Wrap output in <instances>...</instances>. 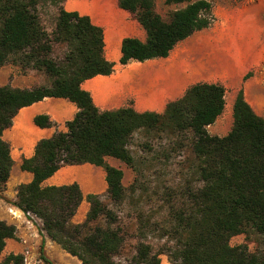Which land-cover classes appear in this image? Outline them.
Masks as SVG:
<instances>
[{
	"label": "trees",
	"instance_id": "1",
	"mask_svg": "<svg viewBox=\"0 0 264 264\" xmlns=\"http://www.w3.org/2000/svg\"><path fill=\"white\" fill-rule=\"evenodd\" d=\"M56 9L54 28L42 20L40 4ZM67 0H0V69L15 57L27 69L43 72L49 85L31 89L0 85V193L6 189L13 167L11 149L3 133L13 125L18 112L48 97L64 98L79 109L67 122V132L42 139L35 155L25 159L22 169L33 180L18 188L15 205L31 212L43 223V230L71 256L83 264H121L126 240L118 216L99 194L84 197L78 183L44 187L43 182L62 167L92 164L107 173L108 196L115 204L127 197L122 170L107 164L118 159L130 167L135 157L131 141L140 130H170L190 139L192 164L185 179L177 184L141 183L129 189L147 200L154 198L163 214L140 215L141 238L154 235L166 244L153 253V246L140 241L128 264H160L167 255L174 264H264V117L247 101L241 88L235 98L233 127L226 136L210 134L208 127L224 113L226 89L217 83L193 85L184 97L170 103L164 114L138 113L133 108L100 111L91 94L81 84L98 75H111L115 64L104 56L103 28L91 18L63 7ZM168 5H184L163 18L155 0H119L147 33V41L125 38L121 64L168 58L173 49L195 33L210 28L215 16L209 0H166ZM57 45H65L62 58L55 57ZM41 128L53 126L46 115L35 117ZM169 152L156 159L168 161ZM90 209L86 220L73 224L81 203ZM105 220V226L91 223ZM16 227L0 221V264H27L24 255L3 257L7 240L16 237ZM256 234L258 249L248 243L232 245L242 234ZM45 263L52 264L43 256Z\"/></svg>",
	"mask_w": 264,
	"mask_h": 264
},
{
	"label": "crops",
	"instance_id": "2",
	"mask_svg": "<svg viewBox=\"0 0 264 264\" xmlns=\"http://www.w3.org/2000/svg\"><path fill=\"white\" fill-rule=\"evenodd\" d=\"M63 7L68 12L89 16L94 25L104 30V56L115 64V70L111 75H98L81 84L82 89L91 94L95 105L102 112L133 108L138 113L164 114L168 105L183 98L193 85L216 83L205 81V30L179 43L168 58H155L145 62L131 61L122 65L120 60L123 40L137 38L146 42L147 33L131 13L119 6V0H67ZM253 23L258 21L253 20ZM256 28V35L245 40L254 45L253 54L251 51L236 55L242 59L237 68L242 82L249 71L257 68L264 58V28ZM32 73L20 76L15 74L10 86L31 89L50 84H32ZM0 85L8 84L4 82ZM235 98L231 101L232 109ZM78 111L77 105L68 99L48 97L22 108L15 116L13 125L4 131L3 139L10 146L13 167L6 189L0 193V221L14 225L17 231L15 238L7 240L3 257L11 253L24 255L25 251L29 250V260L32 264H48L42 258L43 248L44 258L52 264H83L43 230V223L39 218L35 220L28 217L15 205L19 186L33 180V174L22 169L23 161L35 155L36 146L42 139H49L58 132H67V122L73 120ZM39 115L49 116L53 126H37L34 120ZM222 116L223 114L218 120ZM217 121L208 127L209 132L212 127L215 128ZM216 129L215 133L219 128ZM106 176L103 167L88 163L71 165L62 167L45 180L43 186L78 183L84 197L88 194L103 196L108 190ZM89 209L90 204L84 199L72 219L73 224L83 223ZM24 241H27V244ZM160 258V264H174L167 255H161Z\"/></svg>",
	"mask_w": 264,
	"mask_h": 264
},
{
	"label": "rangeland",
	"instance_id": "3",
	"mask_svg": "<svg viewBox=\"0 0 264 264\" xmlns=\"http://www.w3.org/2000/svg\"><path fill=\"white\" fill-rule=\"evenodd\" d=\"M209 1L213 5L215 21L210 28L205 30V74H207L205 81L216 82L226 89V107L223 116L217 121L215 128L210 129V134L226 136L233 127L231 101L241 88L244 89L245 97L253 109L264 117V58L257 68L249 71L242 82L238 76L239 70H237L242 59L236 57L240 52L249 53L252 51L254 45H250L245 40L249 36L256 35L254 32V29L257 30L256 26L264 28V0ZM155 6L156 11L165 19H168L171 12L184 7L182 4L168 5L166 0H155ZM40 12L45 27L51 31L55 24L56 9L42 1ZM253 20L258 23H253ZM65 52V45L55 46V57L62 58ZM31 73L34 76L32 84L51 83V78L45 73L24 68L15 57H11L0 69V84L5 82L11 85L15 74L20 76L31 75ZM216 128H219L217 133H215ZM130 149L135 157L134 167L112 157L106 160L107 164L124 173L123 185L128 192L125 201L122 204H115L108 193L102 196L103 202L118 216V224L126 234L122 254L116 259L121 264L129 263L130 258L136 254V248L140 241L150 243L154 249L153 253H156L160 246L166 244L167 241V239L162 240L154 235H149L146 239L141 238L140 215L143 213L148 216L152 215L154 216L153 221H160L163 214L159 212L160 205L155 198L147 200V197L142 196L140 192L131 194L129 189L141 183L152 186L161 183L177 184L185 179V175L187 177L192 164L189 137L185 138L170 130H140L135 133ZM163 152L171 154L168 161L156 159ZM97 224L105 226V220L102 218L91 223V226ZM257 240L256 234H242L240 237L233 238L231 244L248 243L251 251H255L258 249Z\"/></svg>",
	"mask_w": 264,
	"mask_h": 264
},
{
	"label": "built area",
	"instance_id": "4",
	"mask_svg": "<svg viewBox=\"0 0 264 264\" xmlns=\"http://www.w3.org/2000/svg\"><path fill=\"white\" fill-rule=\"evenodd\" d=\"M25 214L28 217H31L32 219L38 220V218L34 214H32L31 212H26ZM24 243L27 244V241H24ZM30 254H31V252L29 250H26L25 253H24L25 262L27 264L31 263L30 260H29Z\"/></svg>",
	"mask_w": 264,
	"mask_h": 264
},
{
	"label": "bare ground",
	"instance_id": "5",
	"mask_svg": "<svg viewBox=\"0 0 264 264\" xmlns=\"http://www.w3.org/2000/svg\"><path fill=\"white\" fill-rule=\"evenodd\" d=\"M231 111V110H230Z\"/></svg>",
	"mask_w": 264,
	"mask_h": 264
}]
</instances>
